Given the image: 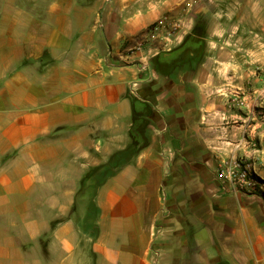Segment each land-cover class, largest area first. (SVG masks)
I'll return each mask as SVG.
<instances>
[{
  "label": "crops",
  "instance_id": "0c3cea01",
  "mask_svg": "<svg viewBox=\"0 0 264 264\" xmlns=\"http://www.w3.org/2000/svg\"><path fill=\"white\" fill-rule=\"evenodd\" d=\"M220 1L0 0V264H264V187L217 179L264 178V124L217 92L261 106L264 0Z\"/></svg>",
  "mask_w": 264,
  "mask_h": 264
},
{
  "label": "built area",
  "instance_id": "2783aa9c",
  "mask_svg": "<svg viewBox=\"0 0 264 264\" xmlns=\"http://www.w3.org/2000/svg\"><path fill=\"white\" fill-rule=\"evenodd\" d=\"M178 25L176 22H169L167 19L159 20L151 30L150 36L155 38L157 35L163 36L161 41H167L168 37L177 31ZM168 36V37H167ZM259 100L261 106L249 107V98L245 92L238 93V104L249 110V121L259 120V123L264 124V76L263 85L261 88L252 91ZM253 98V97H252ZM260 176L250 162L245 159L236 158L223 163L217 170V179L223 183L229 184L233 187L253 191L259 186L258 178ZM262 177V176H261Z\"/></svg>",
  "mask_w": 264,
  "mask_h": 264
},
{
  "label": "rangeland",
  "instance_id": "374dc122",
  "mask_svg": "<svg viewBox=\"0 0 264 264\" xmlns=\"http://www.w3.org/2000/svg\"><path fill=\"white\" fill-rule=\"evenodd\" d=\"M226 7L228 5V3L226 2ZM224 5L223 1H220L219 0H216V3H215V8L218 10V8H222ZM156 23H154L153 25H151L149 28H148V31H147V37L153 41L154 43H156L158 45V47H162V48H168V47H171L172 46V43L170 41H161V35H157L155 36V38H152L150 36V33H151V30L153 29V27L155 26ZM168 37V36H167ZM173 37V34L171 36H169L168 38H171ZM245 44V43H244ZM225 47L231 49L233 52L236 53L237 57H240L242 54V50H241V43L239 41V38L237 37L234 42H226L225 44ZM249 45L251 46V48H255V47H258V45L256 44V41L254 40V36H253V39L252 41L249 43ZM260 47V46H259ZM252 55H249V58H251ZM256 72V76H261L264 72L258 70V71H255ZM222 77V76H221ZM238 77V76H237ZM240 79L237 78V79H234L233 82H231L230 84L228 83L229 81H225L223 80L221 82V86L217 89V92L220 94L222 93V97L223 98H228V99H231L230 98V95L231 96H237L239 97L238 93H241V91H238V89H235V85H238ZM225 95V96H224ZM258 178V182H259V186H263L264 187V178L261 177V176H257Z\"/></svg>",
  "mask_w": 264,
  "mask_h": 264
}]
</instances>
